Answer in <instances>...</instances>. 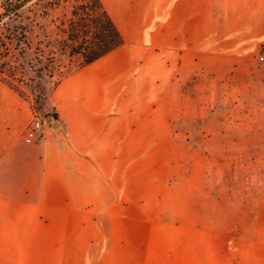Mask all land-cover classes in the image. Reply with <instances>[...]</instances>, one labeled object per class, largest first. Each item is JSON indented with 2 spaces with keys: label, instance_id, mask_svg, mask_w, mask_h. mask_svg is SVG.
<instances>
[{
  "label": "crops",
  "instance_id": "0c3cea01",
  "mask_svg": "<svg viewBox=\"0 0 264 264\" xmlns=\"http://www.w3.org/2000/svg\"><path fill=\"white\" fill-rule=\"evenodd\" d=\"M101 2L123 44L59 81L38 141L0 80V264H184L177 146L207 106L186 84L210 105L255 66L264 0Z\"/></svg>",
  "mask_w": 264,
  "mask_h": 264
},
{
  "label": "rangeland",
  "instance_id": "374dc122",
  "mask_svg": "<svg viewBox=\"0 0 264 264\" xmlns=\"http://www.w3.org/2000/svg\"><path fill=\"white\" fill-rule=\"evenodd\" d=\"M49 1L41 0L36 12L42 14ZM76 2L68 0L50 9L45 17L37 15L27 43L16 39L20 28L13 30V24L6 25L7 18L0 21V79L30 100L41 116L53 114L48 111V95L81 60L56 48V40L65 36L58 27L71 16ZM262 55L264 43L254 53V67L233 74L226 86L217 84L215 96L211 95L214 104L208 102L215 88L212 91L208 84L195 87L206 80L186 84L191 90L198 88L207 106L201 117L184 124V140L177 146L179 179L182 176L186 188L182 208L184 264H264ZM42 67H50L52 75L46 71L40 74ZM42 86L46 98L41 109L36 98ZM176 211L173 206L169 213Z\"/></svg>",
  "mask_w": 264,
  "mask_h": 264
},
{
  "label": "trees",
  "instance_id": "16d2710c",
  "mask_svg": "<svg viewBox=\"0 0 264 264\" xmlns=\"http://www.w3.org/2000/svg\"><path fill=\"white\" fill-rule=\"evenodd\" d=\"M67 1L50 0L43 7L42 14H38L35 6L39 5L41 0H2L0 21L7 18L8 23L6 25L9 23L13 24V30L20 28V34L16 39L18 42L24 41L27 43V33L32 30L33 23H36L37 15L45 17L48 15L50 9L57 8ZM62 25L58 29L65 36L62 39L56 40L58 43V47L56 48L70 57H80L81 60L78 67L100 59L123 44L122 35L104 8L101 0H77L72 5L71 16L65 22H62ZM6 29L8 31L11 30L9 25ZM53 55H55V52H52ZM45 71L50 76L53 73L50 67H42L38 70L40 74H43ZM7 85L21 95L15 87L10 84ZM44 92L45 87L42 86L40 90L42 94L38 93L36 98L38 108L41 109L44 106L46 98H43ZM49 115L53 116L54 119L58 118L55 113L46 114L45 116Z\"/></svg>",
  "mask_w": 264,
  "mask_h": 264
},
{
  "label": "built area",
  "instance_id": "2783aa9c",
  "mask_svg": "<svg viewBox=\"0 0 264 264\" xmlns=\"http://www.w3.org/2000/svg\"><path fill=\"white\" fill-rule=\"evenodd\" d=\"M260 60L264 61V55L260 56ZM46 125V120L39 113L35 112L34 117L27 127L24 135V139L28 143L38 141L42 135Z\"/></svg>",
  "mask_w": 264,
  "mask_h": 264
}]
</instances>
